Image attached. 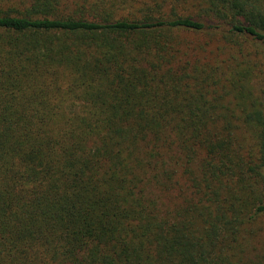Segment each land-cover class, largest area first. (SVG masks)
I'll return each instance as SVG.
<instances>
[{
  "label": "trees",
  "instance_id": "16d2710c",
  "mask_svg": "<svg viewBox=\"0 0 264 264\" xmlns=\"http://www.w3.org/2000/svg\"><path fill=\"white\" fill-rule=\"evenodd\" d=\"M190 1L0 0V264H249L264 0Z\"/></svg>",
  "mask_w": 264,
  "mask_h": 264
},
{
  "label": "rangeland",
  "instance_id": "374dc122",
  "mask_svg": "<svg viewBox=\"0 0 264 264\" xmlns=\"http://www.w3.org/2000/svg\"><path fill=\"white\" fill-rule=\"evenodd\" d=\"M190 2H193L192 0ZM188 41L199 44L208 38L204 35L189 33L186 35ZM214 46L211 44L210 48ZM248 249L247 262L249 264H264V214L260 215L253 224V232L248 234L246 239Z\"/></svg>",
  "mask_w": 264,
  "mask_h": 264
}]
</instances>
